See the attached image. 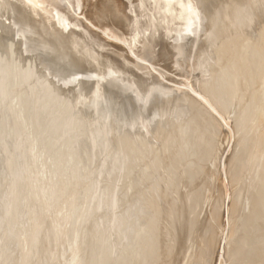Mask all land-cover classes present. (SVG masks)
I'll use <instances>...</instances> for the list:
<instances>
[{"label":"bare ground","instance_id":"obj_1","mask_svg":"<svg viewBox=\"0 0 264 264\" xmlns=\"http://www.w3.org/2000/svg\"><path fill=\"white\" fill-rule=\"evenodd\" d=\"M198 2L200 11L195 0H0V24L4 23L0 27V94L9 96L8 118L0 112V147L7 145L15 153L10 158H0V181L9 175L5 181L7 186L0 182V236L6 234L7 224L10 226L11 218L14 219L13 206L24 200L22 208H15L14 231L8 226L10 250L18 238L17 227L20 230L22 226L17 224L25 210H29L31 219L45 217V208L42 214L39 209L40 216L39 212L35 213L37 208L31 210L32 198H36L32 196L33 189L35 195L44 193L46 197L41 200L49 205L52 198L63 199L61 209L57 206L56 211L48 205L46 214L58 227L65 223L73 227L72 231L62 234L51 230L54 239L50 238L46 247H49L50 264H58V260L66 256V264H173L178 261L177 255L180 258L178 249L182 248L185 251H182L185 253L183 264H212L214 254L215 264H264V0ZM191 12L192 19L189 18ZM189 19L195 27L194 30L191 27L193 33L183 30ZM184 33L187 50L198 36L202 37L190 64L196 74L199 71L197 79L189 82L192 90L190 87L185 90L184 86L185 91H181V86L177 87L179 90L176 87L166 90L160 84L142 88L143 82L153 76L170 80L178 74L172 78L166 74L172 72L170 61L166 62L167 53L169 55L175 39L180 40ZM176 42L178 46L179 41ZM182 44L176 48L179 50ZM47 50L55 60L71 63L69 77L63 82L60 80L59 88L58 83L56 86L58 90L71 88L70 95L76 94L74 99L78 104L69 102L66 106L64 101L66 107L59 111V118L51 119L53 121L44 120L42 111L34 105L35 97L31 98L34 92L22 84V78L31 76L30 67L41 57L38 53ZM24 52L28 53L25 64L21 55ZM116 56L128 60V64L110 65ZM100 58L106 59L105 66L104 63L100 66ZM174 58L171 57V61ZM158 66L164 70L158 73ZM104 72H108L109 78L103 83ZM115 88L123 95L128 91L127 98L123 96L126 98V103H121L123 106L111 103ZM53 89L50 92L54 96ZM114 105L118 108L115 112L112 111ZM223 122H230L236 137L234 151L225 160L226 178L221 169L223 145L214 152ZM67 126H72V131L70 137L64 139L60 132ZM48 127L53 128L43 145L53 153L50 152L52 155L40 165L47 166L43 168L50 176L48 174V180L43 183L38 180L39 186H36L37 164L44 153L43 146L39 149L42 145H39V136ZM27 130L33 135L28 133L30 136L25 140L23 135ZM22 151L27 152L26 155ZM74 162L83 170L92 166L99 169L94 179L96 195L92 198L84 194L88 197L84 198L87 201L82 200L85 205L81 213L76 209L80 203L75 201L79 203H75V208L70 200L77 194L73 192L75 187L70 191L74 195L67 198L71 190L68 182L73 176L71 179L65 176L68 182L62 177L63 171H67L63 169ZM140 162L145 165L139 167ZM7 163L9 173L5 171ZM162 164H165L164 174L170 172L166 178L160 173ZM207 164L211 165V170L206 169ZM89 170L88 177L93 169ZM154 174L160 179L153 190L148 180ZM190 180L192 183L188 185ZM216 180L220 181V186L214 184L217 188H226L222 190L225 192L220 191L222 195L219 193V203L216 197L217 203L213 204L216 187L212 182ZM139 182L142 184L140 190ZM21 183L23 191L18 189ZM75 183L71 185L79 184ZM141 188L148 190L139 198L135 195ZM94 190L87 193H95ZM227 196L230 198L227 199L228 219L223 221ZM128 198L125 205L124 200ZM202 203L211 208L208 209L209 223L205 224L196 212L197 205ZM97 209L101 213L98 214ZM76 210L82 217L78 227L73 223ZM148 211L151 216L147 215ZM86 226L92 236L80 251L79 233ZM42 227L39 220L33 224V229L24 233L25 237L21 234L23 246L29 245L32 250L29 249L30 256L39 252L37 238ZM7 245L5 248H9ZM8 250L2 255L4 261L16 255L9 257Z\"/></svg>","mask_w":264,"mask_h":264},{"label":"rangeland","instance_id":"obj_2","mask_svg":"<svg viewBox=\"0 0 264 264\" xmlns=\"http://www.w3.org/2000/svg\"><path fill=\"white\" fill-rule=\"evenodd\" d=\"M198 1H200V0H195V3H196V8H198L199 6L197 5V2ZM199 3V2H198ZM200 8V7H199ZM197 9V10H199L200 11V9ZM196 10V9H195ZM196 10V11H197ZM193 12H191V17H190V15H189V18H191L192 19V17H193V14H192ZM199 12L197 11V14H198ZM189 14H190V12H189ZM200 14V13H199ZM198 14V15H199ZM189 21H190V24H189ZM189 21H188V23H187V28L185 27V28H183V30L184 31H186V33L187 32H190V33H193V31H192V29L194 30V28L195 27H192V21L189 19ZM3 24L4 23H1L0 24V27L1 26H3ZM191 25V26H190ZM196 26V25H195ZM191 27H192V29H191ZM186 29V30H185ZM186 33H184L183 34V36H181V34H180V40H178L179 38L177 37L176 39H175V41H174V44L172 45V46H174V48L171 46L170 47V49L172 50V52H171V50L170 51H168L169 52V55H170V52H171V57L172 58H174L173 56L175 55V53H176V55H175V58L176 59H178V61L175 59V60H173V61H175V62H173V61H171L172 59H170L171 57H169V55H168V53H167V58H169L166 62H169L170 61V64H171V67H170V71H172L174 74H172L171 75V73L172 72H170V73H167L166 72V74L168 75H170V77L172 78L174 75H176V73H178V74H180V75H176V76H178L177 78H178V80H177V78H176V76H174L172 79H163V78H161L160 76H153V78L151 79V78H149L148 80H146V81H144L143 82V84H142V88H144V87H146L145 85H147V86H150V85H153V84H160L164 89H166V90H174L175 89V87H176V89H177V87L179 88L180 86V88H181V91H182V89L183 88H185V90L186 89H188L189 87V90L191 89L192 90V87H191V83L192 82H194V80L195 79H197V76L199 75V71H197V74H196V72H195V70L194 69H191V66H190V64H192L193 63V61H194V56H195V52L196 51H194V50H198L199 49V42L201 43L202 41V37H200L199 38V36L197 37V39H195L194 40V46L195 47H193V45H192V47H191V49L190 50H187L188 48L186 47V37H184V36H186L185 34ZM204 37H206V36H204ZM184 38H185V41H184ZM201 39V40H200ZM176 40L177 41H179V43H178V46H177V42H176ZM185 42H183V41ZM198 40V41H197ZM181 41V42H180ZM195 41H197L198 42V46H197V42H195ZM183 43V44H182ZM181 44H182V48H184V49H182V48H180L179 50H178V48H179V46L181 47ZM186 47V52H184L185 51V47ZM176 47H178V48H176ZM176 48V49H175ZM193 48V49H192ZM196 48H198V49H196ZM175 51V52H174ZM182 52H184V54H181ZM187 52H189V54H190V56H189V54L187 53ZM49 53V54H48ZM52 52L50 51V50H47L45 53H41V52H39L38 53V55H39V57L41 56L42 57V59H41V57L39 58V59H36V61L34 62V66L33 67H30V70H31V76L30 77H24V78H22L23 79V82H22V84L23 85H25L27 88H30V89H32V93L33 94H31L32 96H31V98L33 99L34 97H35V103H34V105L36 106V108L37 109H39L40 111H42V116H43V118H44V120H47V121H53L54 119L56 120L57 118H59L60 117V113H59V111L61 112L68 104H70L69 102H73L74 103V105H78V104H76V102H75V99H76V94H71L70 95V93H72L71 92V88L69 89L68 87L67 88H61L60 87V90H58V88H59V85H61V82H63L62 80H66L68 77H69V73H71V63L69 62V60H65V61H63V62H61L60 60L59 61H57V60H55L54 58H52V55L53 54H51ZM187 53V56H188V58H186L187 56L185 55ZM191 54H192V56H191ZM22 55V58H23V63L25 64L26 63V59H27V56H28V53H26V52H24V53H22L21 54ZM179 55H180V57H179ZM185 56V57H184ZM119 56H116L115 58L116 59H114V61L115 62H110V65L112 64V66H114L115 64H113V63H121V64H128V60H122V58H118ZM190 57V58H189ZM181 58H182V60H181ZM190 61H188V60ZM44 60H46V61H44ZM121 60V61H120ZM180 60H181V62L183 63H180ZM188 61V63H187V61ZM39 61V63H37ZM43 61H44V63H43ZM56 61V62H55ZM118 61H120V62H118ZM191 61H192V63H191ZM42 62V63H41ZM127 62V63H126ZM177 62H178V64H177ZM46 63V64H45ZM100 66H102V64H103V66H105V63H106V59H102V58H100ZM174 63V64H173ZM180 63V64H179ZM188 65H187V64ZM43 64V65H42ZM49 66H48V65ZM54 64V65H53ZM61 64V65H60ZM170 64H169V66H170ZM175 65H176V69L179 71H177L176 69H174L175 71H177V72H174V70H173V68L175 67ZM182 65V66H181ZM173 66V67H172ZM37 67H38V69H37ZM44 67V68H43ZM186 67H187V69H186ZM190 69H189V68ZM41 68V70H39ZM61 68V69H60ZM42 69H45V70H42ZM47 69V70H46ZM161 69H163V68H161V66H158L157 67V72L159 73L160 72V70ZM38 70V71H37ZM51 70V71H50ZM52 70H53V72H52ZM68 70V71H67ZM164 70V69H163ZM186 70V71H185ZM187 70H189V71H187ZM37 71V72H36ZM47 71H49V72H47ZM57 71V72H56ZM194 71V72H193ZM35 72V73H34ZM41 72V73H40ZM51 72V73H50ZM55 72V73H54ZM60 74H59V73ZM37 73V74H36ZM186 73V74H185ZM193 73H195L196 75H194ZM37 75V77H36V75ZM38 74H40L39 75V79H38ZM47 74V75H46ZM52 74V75H51ZM53 75H55V76H53ZM59 77V78H57V76ZM61 77H60V76ZM108 75V76H107ZM155 75H157V73L155 74ZM185 75V76H184ZM181 76V77H180ZM186 76H188V77H186ZM196 76V77H195ZM34 77V78H33ZM42 77H43V79H42ZM56 78V79H54V78ZM64 77V78H63ZM192 77V78H191ZM61 78V79H60ZM106 78V79H105ZM107 78H109V74H108V72H107V74H106V72H104V73H102V76H101V80H102V82L104 83V82H107ZM158 78V79H157ZM192 80H191V79ZM33 79V80H32ZM40 79H42V80H40ZM182 79V80H181ZM186 79V80H185ZM190 79V80H189ZM27 80V81H26ZM31 80V81H30ZM50 80V81H49ZM60 80H61V82H60ZM163 80H166V81H163ZM169 80V81H168ZM181 80V81H180ZM42 81V82H41ZM56 81V82H55ZM162 81V82H161ZM178 81H180L179 82V84H176V82L178 83ZM182 81H185L186 82V84H185V82H182ZM188 81V82H187ZM191 81V83H189ZM25 82V83H24ZM44 82H45V84L46 85H48V86H46V85H44ZM148 82V83H147ZM171 82H173V83H171ZM40 83V84H39ZM51 83V84H50ZM53 83V84H52ZM57 83H58V88H57ZM142 83V82H141ZM146 83V84H145ZM175 83V84H174ZM180 83H182L181 85H180ZM169 84V85H168ZM44 85V86H43ZM55 85V86H54ZM141 85V84H140ZM175 85V86H174ZM177 85V86H176ZM190 85V86H189ZM184 86V87H183ZM51 88V89H53L54 87V89H55V95L53 96L52 94V91L50 92V90L51 89H47V88ZM174 87V88H173ZM183 87V88H182ZM2 84H1V82H0V91L2 92ZM47 89V90H46ZM53 89V90H54ZM63 89V90H62ZM46 90V91H45ZM49 90V91H48ZM114 90H116V91H114ZM177 90H179V89H177ZM184 89H183V91H185ZM65 91V92H64ZM67 91V92H66ZM113 91H114V93H112V96L113 97H111V103L112 104H118V105H122L123 103H126V98H127V96L126 95H128L127 93H128V91H127V93L125 92V94L123 95V93H119L121 90L120 89H118V88H115V89H113ZM119 91V92H118ZM47 92V93H46ZM62 92V93H61ZM48 93H49V97H48ZM116 93H119V94H117L116 95ZM195 93V92H194ZM44 94H46V95H44ZM58 94V95H57ZM63 94V95H62ZM66 94H68V95H66ZM120 94H122V95H120ZM51 95V96H50ZM116 95V96H115ZM4 96V97H3ZM8 95L6 94V93H4V94H0V106L2 107V110H0V112L2 113H0L2 116H4V118H8V115H9V108H8V106H9V96L7 97ZM41 96H43V97H41ZM46 96V97H45ZM63 96H64V98H63ZM72 96V98H70ZM121 96H122V98H121ZM126 97L125 99H124V97ZM3 97V98H2ZM6 97H7V99H6ZM29 97V96H28ZM40 97V98H39ZM48 97V98H47ZM51 97H53L54 99H52ZM59 97V99H57ZM67 97V98H66ZM116 97V98H115ZM118 97V98H117ZM120 97V98H119ZM30 98V97H29ZM45 98H47V99H45ZM51 98V99H50ZM71 100H69V99ZM75 98V99H74ZM2 100V101H1ZM46 100V101H45ZM50 100V101H49ZM62 102H61V101ZM124 100V101H123ZM48 101V102H47ZM58 101H60V102H58ZM64 101H65V104H66V106H65V104H64ZM117 101H119L118 103H117ZM45 102V103H44ZM48 104H47V103ZM54 102H55V104H54ZM80 102V101H79ZM53 103V104H52ZM78 103V102H77ZM122 103V104H121ZM2 104L4 105V106H2ZM59 105V107H57ZM6 106V107H5ZM49 106V107H48ZM123 106V105H122ZM0 107V108H1ZM52 107V108H51ZM78 107V106H77ZM7 108V109H6ZM57 108H58V110H57ZM52 109H54L53 111H52ZM62 109V110H61ZM116 109V110H115ZM117 107H116V105H114V108H113V112H115V111H117ZM4 110V111H3ZM56 111V112H55ZM3 112H6V113H3ZM43 113H45L44 115H43ZM4 114V115H3ZM6 114H7V116H6ZM55 114V115H54ZM59 114V115H58ZM57 115V116H56ZM113 115H114V113H113ZM112 115V116H113ZM115 117V116H114ZM51 119H53V120H51ZM114 120V119H113ZM229 121H232L231 119H230V117H229ZM115 122V121H114ZM114 122H111V123H113L114 124ZM224 124H223V128H222V132H218V135L216 136V140H215V142L216 143H214L215 145V150H214V152L216 153L218 150H220L219 148H221V146L223 145V147L221 148L222 150V152H221V157H222V164H221V169H222V174H223V176L226 178V176H227V174H225L226 173V171H225V160H226V158L227 157H229L232 153H233V151H234V148L233 147H235V144H234V142H236V137L234 136V133H233V131H232V129H231V126H230V122L229 123H225V122H223ZM30 126V125H29ZM53 127H48V130L47 131H45V132H42L41 133V135L39 136V138H40V142H39V145L40 144H42V145H40V147H39V145H38V147H39V149H41L42 148V146H43V148H44V153H43V156L41 157V159H40V162H38L39 164H37V166L39 167L40 166V169L37 167V169H38V171L39 170H42L43 172L45 171L44 170V168H46L47 169V166H45L44 167V165H40V163L42 164L43 163V161H44V159H45V161H44V163L46 162V160L48 159V157H50L51 155H52V149H49V150H47L46 148H45V144H44V138L45 137H48V136H50V132H51V129H52ZM227 129H228V131H227ZM49 131V132H48ZM71 131H72V126H67V128H64V130H62L60 133H61V135H62V137L64 138V139H67V138H69L70 136H68V135H70V133H71ZM65 132V133H64ZM228 132H231V133H228ZM28 133H31V131L30 130H27L26 131V134L25 135H23L24 137L23 138H25V140H27L28 139V137L30 136V134H29V136H28ZM47 133V134H46ZM59 133V134H60ZM175 133H177L176 131H175ZM222 133V134H221ZM164 134H166L165 132H164ZM231 134V135H230ZM31 135H33V133H31ZM47 135V136H46ZM171 135V134H170ZM222 135V136H221ZM224 135V136H223ZM229 135H230V137H229ZM28 136V137H27ZM44 136V137H43ZM27 137V138H26ZM43 137V138H42ZM174 137H175V134H174ZM221 137V138H220ZM225 137H227V138H225ZM225 138V139H224ZM234 138H235V141H234ZM230 139V140H229ZM24 140V139H23ZM219 140H220V143H219ZM227 140V141H226ZM223 142H226V143H224L223 144ZM229 142V143H228ZM44 144V145H43ZM219 144H221L220 146H219ZM234 145V146H233ZM217 146V147H216ZM219 146V147H218ZM13 147V146H12ZM226 147V148H225ZM0 149H1V151H0V158H10V156H12L13 154H15L13 151L14 150H12L13 148H9L8 149V146L7 145H3V146H1L0 147ZM218 149V150H217ZM55 150V148H53V151ZM233 150V151H232ZM26 151V150H25ZM25 151H22V153L23 154H25L26 155V153L27 152H25ZM175 151H176V149H175ZM228 151H229V153H228ZM236 151V150H235ZM238 151V150H237ZM50 152H52V153H50ZM11 153V154H10ZM231 153V154H230ZM48 154H49V156H48ZM68 155V154H67ZM47 157V158H46ZM9 162V161H8ZM43 163V164H44ZM75 163V162H74ZM73 163V164H74ZM77 163V162H76ZM76 163L74 164V165H76ZM144 163V162H143ZM142 162H140V164H139V167H141L142 166V164H143ZM73 164H71L70 166H68L66 169H63V170H67V171H63V176L60 174L59 176H62L64 179H66L67 181L66 182H68V180L69 179H71L72 178V176H73V180L71 181L70 180V182H68V183H70V185L69 186H67L68 188L70 187V189L71 190H69V192L67 193V194H69L68 196H67V198L70 196H73L74 195V193H73V195H72V192H70V191H73V187H75V188H77L79 185V188L78 189H75L74 188V191L73 192H75V194L76 195H74L73 196V198L71 197L70 198V200L72 199V201L74 202V205H75V208H76V206L80 203V205H78V206H80V207H78L77 206V210L79 209V210H81L80 211V213L82 212V209H83V207H84V205H85V202L84 201H82V200H85V201H87V199H84L85 197H88V196H91L92 198L96 195V191L94 190L95 189V187H94V179H95V176L97 177V175H98V171H99V169L97 168V167H94V166H92V167H90L89 169H93L91 172H89V177H88V171L87 170H89V169H82L81 168V166H80V164L78 163V165H76V166H74ZM46 165V164H45ZM143 165H145V163L143 164ZM164 165V166H163ZM208 165V164H207ZM74 166V167H73ZM80 166V167H79ZM209 166V165H208ZM207 166V170L208 169H212V167H211V165L208 167ZM44 167V168H43ZM9 164L7 163V167H6V169H5V171H6V173H9ZM27 169L26 170H28L29 169V167H26ZM41 168H43V169H41ZM80 168H81V171H80ZM96 168V169H95ZM165 168V164H162V167L160 168V173L161 174H163V178H164V176H165V178H166V176H168L169 174H170V172L169 171H165V173L167 174H164V169ZM75 169V172L73 171ZM78 171H77V170ZM9 170V171H8ZM155 170V167H153V170L152 171H154ZM163 170V171H162ZM37 171V173L39 174L38 175V178H37V180H36V182L34 183V185H36V183L38 182V180H39V183H43L44 181H47L48 180V178H49V176H50V172L47 170V172L48 173H46V171L44 172V175H43V172L42 171H39L38 172ZM76 171L79 173H81V172H83L81 175H79L80 176V178L83 180V182L81 181V179L78 177V175H77V173H76ZM90 171V170H89ZM152 171H150L149 172V174L152 172ZM66 172V173H65ZM67 172H69L68 174H67ZM95 172V173H94ZM163 172V173H162ZM6 173H5V176H6ZM75 173V174H74ZM96 173H97V175H96ZM169 173V174H168ZM48 174H49V176H48ZM84 174H87L86 176L84 175ZM95 174V175H94ZM92 175V176H91ZM45 176V177H44ZM48 176V177H47ZM65 176H69L68 178L67 177H65ZM70 176H71V178H70ZM75 176H76V181H77V178L79 179V181H75ZM84 178H83V177ZM7 177H9V175H7ZM7 177H5V179H3L2 181L3 182H1V184L3 183V184H5V186H7V183L8 182H5V181H8V178ZM87 177V178H86ZM145 177V175H143V178ZM170 177V176H169ZM169 177H167V179L169 178ZM93 178V179H92ZM45 179V180H44ZM47 179V180H46ZM91 179H92V181H91ZM159 179H160V177H159V175L158 174H154L153 176H151V178L148 180V183H149V185L150 186H152V188H153V190H154V186L156 185V183H158L159 182ZM88 180V181H87ZM90 180V181H89ZM166 180V179H165ZM226 180V179H225ZM76 183H79V184H77V186H73V185H71V184H74L75 182ZM88 182L87 184H86V182ZM201 181V180H200ZM217 181V182H216ZM215 182L216 183H213L212 182V185H216V186H220V181L218 182V180H216ZM89 182L91 183V185L93 186H91L90 187V184H89ZM166 182V181H165ZM39 183H37V185L36 186H39ZM75 183V184H76ZM82 183H83V185L84 186H82ZM190 184H188V185H191V183H192V180H190V182H189ZM89 184V185H88ZM86 185V186H85ZM120 185H122L121 183H120ZM142 184H140V182L138 183V186H139V190H140V186H141ZM162 186H164V184H161ZM213 186L214 188L216 187V186ZM3 186V185H2ZM89 187H90V189H89ZM34 188H35V186H34ZM225 188L226 187H224L223 186V188L222 189H220V187L219 188H215V190H212V191H215L216 192V194H215V192H214V198L212 199L213 200V204L215 203H217V200H215L216 199V197L218 198V203H219V201H220V199H219V197L222 195V192H225V191H222V190H225ZM18 189L20 190V191H23L24 190V185L21 183L20 185H19V187H18ZM79 189H80V192H79ZM87 189V190H86ZM89 189V190H88ZM220 189V190H219ZM58 190V189H57ZM76 190V191H75ZM95 191V193L94 192H92V193H87L88 191ZM147 190L148 189H145V190H142V188H141V192H137L136 193V195L135 196H137V197H139V198H141L142 197V195H144L146 192H147ZM219 190V191H218ZM78 191V192H77ZM220 191H222L221 193H220ZM32 196H36V198L35 197H33L32 198V204H31V210H33V208L34 209H36L34 212L35 213H37V212H39V209H40V212H41V214L44 212L43 211V209L45 210V212L43 213V214H45V217H44V215H43V217H44V219H46V220H44L42 217H40V218H42V220L41 219H39V217H38V219L40 220V221H42V223H43V227H42V230H41V228L39 229V236H38V240H37V249H39V252H40V249H42L41 250V252L39 253V252H37V253H34V254H32L31 256H30V247H29V245H25V246H23V236H24V233L25 232H27L28 231V229L29 228H32L33 227V224L36 222V221H39V220H36L35 218H33V219H31L30 217H28L29 216V210L28 211H24L20 216V218H19V225L17 224V226H22L21 227V229L19 230V228L17 227V237L19 238V237H21V234H23L22 235V237H21V241H20V243L22 244H20L18 241H19V239L17 238V240L16 241H14V243H13V246H12V249L14 250H10V245L11 244H9V242H8V240H7V237H8V234H10L11 233V230H12V228H13V230L12 231H14V226H15V224L14 223H12V222H14L13 220H15L16 219V210H15V208H18L19 209V206H20V208H22V206H24V200L23 201H19L18 202V206H17V204H16V207H15V205L13 206V208H14V212L12 211V213H14V214H12V215H14L13 217H14V219L13 218H11L12 216L10 215V218H11V221H10V226H9V223L7 224L8 226H9V228L11 229H9L8 228V226H6V231H4V232H6V234L4 233V238H3V236L1 235L0 237H2V238H0V243H2L3 242V240H5V237H6V240L4 241L5 243H2V245H0V264H23L24 262V264H50V259H48V257H49V247L46 249V247L47 246H49V244H50V238L52 239L53 238V236H52V231L51 230H53V229H55V231H58V234H60L61 232L62 233H64V232H66V231H68V230H73V227H71V226H69L67 223H65V224H63L62 225V227L60 226V227H58L57 225H56V223H54L53 222V220H51L50 219V217H49V214H46L47 212V207H48V205L49 204H47L46 202H43V200H41L42 198H45L46 196L44 195V193H42L41 195H35L36 193L33 191V189H32ZM78 193H80V194H78ZM219 193L221 194V195H219ZM84 194H86V195H88V196H85ZM65 195V194H64ZM64 195H63V198H64ZM78 195H82V197H83V195H84V197H83V199H82V197H79ZM212 195H213V192H212ZM79 197V198H76L77 200H75L74 198L75 197ZM134 196V197H135ZM37 197H39V198H37ZM56 197V196H55ZM59 200H57L56 198L54 199V200H57V202H55L54 200H53V198L52 199H50L51 200V202H49L51 205H49V207L51 208V209H54V210H58L59 208L61 209V206H62V204L60 205V203H62L63 201V199H61V198H59V197H57ZM65 198H66V196H65ZM136 198V197H135ZM74 199V200H73ZM230 199V198H228V196L226 197V206H225V218L223 219V221L225 220V221H227V219H228V207H227V205H228V200ZM62 201V202H61ZM75 201H78L79 203H76ZM94 201V200H93ZM48 202V201H47ZM54 202H55V204H54ZM97 202V199H96V201H95V203ZM113 204L115 203V197L113 198ZM128 202H129V198L128 199H125L124 200V204L126 205V204H128ZM20 203H22V204H20ZM42 204V206L43 207H40L39 208V206ZM57 203H58V205H57ZM77 205H76V204ZM20 204V205H19ZM46 204H47V206H46ZM53 204V205H52ZM83 204V206H81ZM110 204H111V202H110ZM204 204L205 203H202V204H199V207H198V205H197V207H196V212L199 214V216H200V218H202V221H203V223L205 224L206 222H208V220L210 219L209 217H210V215H208V214H210V210H208V209H211V208H209L210 207V205L208 206V205H206L205 204V206H204ZM55 205V206H54ZM115 205V204H114ZM203 205V206H202ZM57 206H59L58 207V209H57ZM201 206V207H200ZM55 207V208H54ZM66 207H67V205H66ZM68 207H70V205H68ZM203 207V208H202ZM213 207V206H212ZM43 208V209H42ZM123 208V207H122ZM200 208H202L201 210H200ZM99 209V208H98ZM97 209V213L99 214V213H101V212H99V210ZM115 209L117 210V206L115 207ZM204 209V210H203ZM76 210V211H77ZM106 209H104V211L103 212H106L105 211ZM107 210H109V208L107 207ZM199 210V211H198ZM68 211V208H66V211L65 212H67ZM201 211V212H200ZM40 212L39 213H37V215L38 216H40ZM227 212V213H226ZM34 213V214H35ZM80 213H79V211H77L76 212V214H77V217H76V215L74 216L75 217V219H73V223H74V226H76V227H78L79 226V224H81V219H82V217L80 216ZM201 213V214H200ZM33 214V215H34ZM153 214V213H152ZM32 215V216H33ZM79 215V216H78ZM96 215V214H95ZM147 215L148 216H151V211H148L147 212ZM154 215V214H153ZM42 216V215H41ZM93 216V215H92ZM92 216H91V218H92ZM81 217V218H80ZM48 218V219H47ZM91 218H89L90 220H91ZM93 218H94V216H93ZM207 218V219H206ZM88 219V220H89ZM30 220L32 221V222H30ZM34 220V221H33ZM36 220V221H35ZM205 220V221H204ZM46 221H47V223H46ZM70 221L71 220H69V224L71 225V223H70ZM164 222V221H163ZM162 222V223H163ZM32 223V224H31ZM165 223H166V221H165ZM164 223V224H165ZM202 223V224H203ZM209 223V222H208ZM28 224H30V226L28 225ZM45 224V225H44ZM68 226H67V225ZM11 225L13 226V227H11ZM29 226V227H28ZM201 226V225H200ZM66 228V229H65ZM24 229H26V231H24ZM33 229V228H32ZM32 229H30V232H32ZM8 230V231H7ZM19 230V231H18ZM21 230H23V231H21ZM90 230V228H88L87 226L85 227V228H82V230L80 231V233H79V236H81L82 238H83V240L81 239V237H80V241L82 242H80L79 244V247H80V251H83V248H81V246H83L84 247V245H83V243L86 241V240H88L89 238H90V236H92L90 233H88V231ZM54 230H53V232H55ZM20 232V233H19ZM30 232H28V233H30ZM69 232V231H68ZM61 233V234H62ZM18 234H20L19 236H18ZM25 234H27V233H25ZM49 235H51V236H49ZM48 236H49V238H48ZM25 237V236H24ZM1 239H2V241H1ZM54 239V238H53ZM7 242V243H6ZM49 242V243H48ZM4 244V245H3ZM10 246H8V245ZM82 244V245H81ZM5 245H7L9 248H5L6 246ZM28 248H27V247ZM2 247V248H1ZM41 247V248H40ZM21 248H23V249H21ZM9 249V250H8ZM30 249V250H29ZM7 250H8V255H9V257H10V254H12L13 256H14V258L12 257V258H10L8 261H4L3 260V257H2V255L5 253V252H7ZM17 250V251H16ZM22 250H25L24 252L26 253H24ZM27 250V251H26ZM179 250V252H178V254L180 255V258H179V256L177 257L176 256V258L175 259H177L178 261H174L175 263H173V264H176V263H178V264H183V261H184V254L185 253H183V252H185V251H183V248L180 250V249H178ZM11 251H12V253H11ZM32 251V250H31ZM38 251V250H37ZM181 251V252H180ZM183 251V252H182ZM22 252V253H21ZM28 252V253H27ZM19 254H22V255H19ZM23 254H25V255H23ZM29 254V255H28ZM19 255V256H18ZM183 255V256H182ZM21 256H23V257H21ZM27 256V258L28 257H30V258H25ZM213 256H215V257H213V263L212 264H215V259H216V255L214 254ZM183 257V258H182ZM219 257H220V255H219ZM62 259H59L58 260V262L59 263H61V264H66L65 262H67V256L66 257H61ZM24 259V260H23ZM181 259H183V260H181ZM219 259V258H218ZM26 260V261H25ZM27 260H28V262H27ZM180 260V261H179ZM62 261V262H61ZM57 262V263H58ZM58 263V264H59ZM223 264H226V263H224L223 262Z\"/></svg>","mask_w":264,"mask_h":264}]
</instances>
